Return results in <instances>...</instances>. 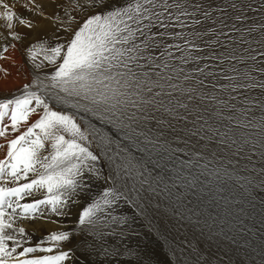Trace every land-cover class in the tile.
I'll return each instance as SVG.
<instances>
[{
    "label": "snow or ice",
    "instance_id": "6c2138e0",
    "mask_svg": "<svg viewBox=\"0 0 264 264\" xmlns=\"http://www.w3.org/2000/svg\"><path fill=\"white\" fill-rule=\"evenodd\" d=\"M117 5L0 0V60L20 51L31 77L0 97V264L119 255L106 237L157 218L169 264H189L184 230L227 256L188 241L192 264H264V0ZM74 210L29 245L25 222Z\"/></svg>",
    "mask_w": 264,
    "mask_h": 264
},
{
    "label": "rangeland",
    "instance_id": "374dc122",
    "mask_svg": "<svg viewBox=\"0 0 264 264\" xmlns=\"http://www.w3.org/2000/svg\"><path fill=\"white\" fill-rule=\"evenodd\" d=\"M122 3L123 0H118L117 6H119ZM216 3L221 4L222 0H216ZM213 7H215V5ZM216 15H219V13H216ZM255 18L258 20L260 19L259 15H257ZM207 26L218 27L217 25H212L210 22ZM34 37L35 34H31L30 39ZM205 39H207V37H205ZM25 43H27V41ZM197 43H199V41H197ZM19 47L22 46L19 45ZM176 55L178 56L179 53H176ZM30 79L31 77L28 78L27 80L25 79L22 84L14 87L10 91H3L2 93L0 92V97L11 95V93L15 92ZM96 191L97 190L94 189L92 194L95 195ZM258 200H259V196H257V201ZM79 204L84 205L86 204V201L79 200ZM76 211L77 210H74V215L72 217H68L66 219L65 217H60V218L53 217V219L55 218V220L58 221H64L66 223L69 222L67 227L60 228L59 230H69V231L73 230L74 222L77 218L75 214ZM119 212L120 214H124V215H132L131 211L126 212L124 211L123 207L119 210ZM154 224L155 227H153L152 230L149 231V228L146 226L147 221L140 220L138 224L135 226V231L139 233V236H129L125 238L106 237L105 239L108 241L109 246L115 249L118 248L117 250L120 252V254L115 256L103 257L93 253L91 256H89L88 264H96V262H100V261H103V264H169V262L173 260L172 249L178 243V241L174 239V237L176 236V231L175 229L171 228V225H169L166 220L163 223H161L160 219L157 218V220L154 221ZM249 226L250 227L252 226L251 223L249 224ZM194 231L198 232V229ZM255 231L257 232L256 237H251L250 235V239H252L254 243H258L259 233L261 231V226L259 223L255 225ZM180 239L184 241V243L181 244L180 246L185 248L184 255L188 256L189 264H192V261L195 259V257L189 255L190 248L188 247V241H191V243L195 245L198 250L203 249L204 254L207 253V250H209V245L212 244L213 247L210 250L216 252V255L218 257H220L221 259L225 260V262H227V256L224 255V249L221 248L218 251L217 248L214 246L215 245L214 241H210L207 238H199L198 240L196 237L193 236L192 232H187V230L182 231L180 235ZM74 243L75 241H73L72 243L69 242L65 244L64 246L65 250H67V248L69 247H73ZM76 247H79V244H76ZM125 249H131L132 253L134 254L132 255L126 254L124 251ZM229 255H232V253L229 252ZM181 258L183 259V257ZM235 259H237V257L233 256L234 261ZM79 264H86V262L82 259V255L79 258Z\"/></svg>",
    "mask_w": 264,
    "mask_h": 264
},
{
    "label": "bare ground",
    "instance_id": "6f19581e",
    "mask_svg": "<svg viewBox=\"0 0 264 264\" xmlns=\"http://www.w3.org/2000/svg\"><path fill=\"white\" fill-rule=\"evenodd\" d=\"M20 3L23 4L24 0H20ZM21 12L23 15L27 16L26 10L21 9ZM0 31H3V30L0 29ZM6 55H9L11 59L7 61L0 60V68L7 69L9 75L5 77L3 73L0 72V92L1 93L3 91L12 90L14 87L22 84L25 79L27 80L28 78H30L28 74V70H27L28 66L23 64V58L21 56L20 51L13 52L10 49L9 53H7ZM13 61L15 63H13ZM0 143H3V141L0 140ZM0 158H3V152H0ZM68 223L69 222L66 223L64 221L57 220V224H51V223L41 220V221H35V222H25L23 226H25L27 231L31 233L29 245H32L38 242L43 236L47 235L50 231L57 230L58 228L60 229V228L67 227Z\"/></svg>",
    "mask_w": 264,
    "mask_h": 264
}]
</instances>
